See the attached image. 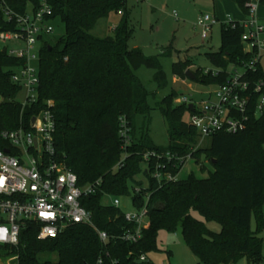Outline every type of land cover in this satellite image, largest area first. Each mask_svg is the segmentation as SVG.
<instances>
[{
	"label": "trees",
	"instance_id": "obj_1",
	"mask_svg": "<svg viewBox=\"0 0 264 264\" xmlns=\"http://www.w3.org/2000/svg\"><path fill=\"white\" fill-rule=\"evenodd\" d=\"M26 1L8 0L12 8L20 11ZM47 1L54 18L64 25L63 35L41 47L38 63L39 102H52L54 156L76 174L78 184L100 180L99 191L81 200L91 212L97 229L111 236L131 226L124 221L119 208L102 203L103 194H133L135 207L146 203L149 225L136 243L110 238L102 244L96 231L86 224H74L54 238L38 239L39 226L29 220L20 229L16 245L0 244V259L15 257L13 264H94L101 256L102 264H134L140 253L156 248L159 230L180 228L185 244L200 264H234L241 258L247 264H261L264 261V235H259L264 231V111L255 115L251 109L243 130L216 133L207 138L203 150L193 151L197 133L183 120L188 108L185 104L172 106L174 96L168 95L161 100L160 111L167 122L169 146L161 149L144 137L136 139L134 116L146 113L147 106L146 91L133 69L141 65L154 68L153 78L158 86L166 83V77L156 57H145L141 49L127 47L132 31L126 0ZM233 1L245 16V4L249 0ZM258 1L264 5V0ZM120 11L122 15L112 35L97 37L91 33L99 19ZM9 28L12 25L0 14V29ZM242 31L239 25L221 23L219 49L206 53L218 66V74H204L196 68L195 81L221 83L230 65L240 66L251 60L252 54L243 51ZM162 53L170 55L169 51ZM188 61L173 62V75L186 78ZM19 63L17 58L0 52V131L15 128L20 122L26 124L34 112L26 107L20 116V103L15 99L20 88L10 79V67ZM247 77L253 82L264 81L260 63ZM122 115L131 128L132 141L126 148L122 166L115 168L122 156L117 134L118 118ZM2 147L4 142L0 138ZM149 151L190 154L196 163L204 153L212 169L205 178H196L191 172L184 179L157 182L150 174L153 160L148 162L147 170L141 166L142 155ZM181 167L170 170L176 173ZM139 173L146 183L135 178ZM193 211L206 220L218 221L220 231H210L193 216Z\"/></svg>",
	"mask_w": 264,
	"mask_h": 264
},
{
	"label": "built area",
	"instance_id": "obj_2",
	"mask_svg": "<svg viewBox=\"0 0 264 264\" xmlns=\"http://www.w3.org/2000/svg\"><path fill=\"white\" fill-rule=\"evenodd\" d=\"M245 6L247 14L240 20L226 16L220 22L208 14L198 17L197 26L203 39L215 23L241 26L243 51L252 54L248 63L230 65L225 80L213 84L217 88L207 94L205 101L195 102L189 97H179L180 104H192L187 112V123L195 129L200 139L219 132H239L246 127L251 109L255 115L264 111V81L253 82L247 77L248 72L256 70L264 56V24L258 17V0H249ZM0 14L12 25V28L0 29V40L20 42L18 48L6 49L7 55L20 61L10 67L11 81L25 91L24 101L19 102L20 116L26 107L34 109L26 124L20 122L15 128L0 131V138L4 142V147L0 148V244L16 245L20 229L29 220L39 226L38 239L54 238L74 224H86L96 231L102 244H106L110 238L128 243L138 242L149 225L146 203L135 207L131 198L133 207L125 211L120 207L122 196L103 194L102 203L119 208L124 221L131 224L117 234L108 235L95 227L91 212L81 204L83 198L99 191L100 180L78 184L76 174L54 156L52 102L45 100L41 104L38 98L40 49L52 39L55 30L53 22L57 20L53 16L52 6L47 0H38L37 3L28 0L20 11L12 8L8 0H0ZM209 72L218 74V70L203 71L204 74ZM253 99L255 101L251 107ZM130 130L125 116H119L117 134L122 156L115 168L121 167L126 157V148L132 141ZM142 158L144 168L153 160L150 174L157 182L174 181L178 179L179 171L173 173L170 168L183 166L190 154L178 156L170 151H149ZM138 190V187L134 189L135 192ZM102 263L101 256L94 262ZM134 264L155 263L147 253H140L134 259Z\"/></svg>",
	"mask_w": 264,
	"mask_h": 264
},
{
	"label": "rangeland",
	"instance_id": "obj_3",
	"mask_svg": "<svg viewBox=\"0 0 264 264\" xmlns=\"http://www.w3.org/2000/svg\"><path fill=\"white\" fill-rule=\"evenodd\" d=\"M126 10L128 12V25L132 31V36L127 42L129 49L148 47L158 49L162 52L169 51L170 55L160 53L157 58L166 77V83L158 86L154 80L155 69L141 65L133 69V74L143 85L146 91V113H137L134 116V137L139 139L144 137L154 146L161 149L169 146L167 134V122L161 114L160 102L168 95H172V106H180L179 97L185 96L192 101L201 102L207 99V94L216 90L213 84H204L200 79L195 81L189 78H180L173 75L171 66L178 60L188 61L185 69L193 72L196 68L204 70H217L218 66L206 54L214 52L220 46L221 23L229 16L230 18L240 17V8L233 0H126ZM204 14L215 16L220 22L215 23L206 38L200 35V28L197 26L198 17ZM122 15L111 12L107 17L97 21L91 33L97 37L112 35L113 28L117 25ZM258 17L264 24V5L258 6ZM55 27L52 35V42L64 33V25L59 20H54ZM20 42L16 40L3 42L0 40V52L6 48L8 51L16 49ZM261 66L264 70V56L261 59ZM25 91L19 90L15 99L24 101ZM2 97L0 96V101ZM189 114L183 115V120L188 122ZM131 132V130H130ZM207 145V138L200 139L197 136L196 143L192 150ZM142 159L141 166L144 168ZM205 166L206 170L200 167ZM212 169L211 163L204 153L200 155L196 163L193 158H188L180 168L177 177L184 179L189 173H193L196 178H205L208 170ZM137 180L146 183V179L141 173L135 176ZM122 196L120 207L122 210L132 209L131 197ZM264 208V205H263ZM264 211V209H263ZM193 216L204 222L205 226L213 232H219L221 224L215 220H206L196 211ZM252 229L255 225L251 223ZM264 235V231L260 232ZM148 258L155 264H200L197 258L185 244L180 228L174 231L161 229L156 235V248L147 252ZM12 258L0 259V264H13ZM234 264H247L245 258L239 259ZM264 264V261L261 263Z\"/></svg>",
	"mask_w": 264,
	"mask_h": 264
},
{
	"label": "water",
	"instance_id": "obj_4",
	"mask_svg": "<svg viewBox=\"0 0 264 264\" xmlns=\"http://www.w3.org/2000/svg\"><path fill=\"white\" fill-rule=\"evenodd\" d=\"M1 52H2V54H5L6 53V48H4ZM141 52H142L143 56H145V57H153V56L159 55L162 51H160L158 49H151V48H148V47H144V48L141 49ZM185 75L191 80H195L196 79V76L193 74V72H191L189 70L185 71ZM187 108L191 109L192 108V104L191 103L188 104Z\"/></svg>",
	"mask_w": 264,
	"mask_h": 264
},
{
	"label": "crops",
	"instance_id": "obj_5",
	"mask_svg": "<svg viewBox=\"0 0 264 264\" xmlns=\"http://www.w3.org/2000/svg\"><path fill=\"white\" fill-rule=\"evenodd\" d=\"M241 15L242 16H240V17H236V18H233V19H235V20H240V19H242L243 17H244V14L243 13H241ZM162 53V52H161ZM260 65H261V60H260Z\"/></svg>",
	"mask_w": 264,
	"mask_h": 264
}]
</instances>
